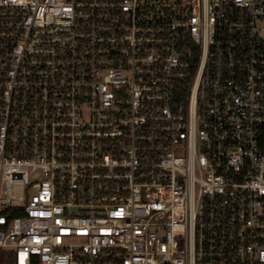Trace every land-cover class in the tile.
Instances as JSON below:
<instances>
[{"label":"built area","instance_id":"built-area-1","mask_svg":"<svg viewBox=\"0 0 264 264\" xmlns=\"http://www.w3.org/2000/svg\"><path fill=\"white\" fill-rule=\"evenodd\" d=\"M9 264H264V0H0Z\"/></svg>","mask_w":264,"mask_h":264},{"label":"rangeland","instance_id":"rangeland-1","mask_svg":"<svg viewBox=\"0 0 264 264\" xmlns=\"http://www.w3.org/2000/svg\"><path fill=\"white\" fill-rule=\"evenodd\" d=\"M0 260H1V264H9V257L7 250L0 249Z\"/></svg>","mask_w":264,"mask_h":264},{"label":"trees","instance_id":"trees-1","mask_svg":"<svg viewBox=\"0 0 264 264\" xmlns=\"http://www.w3.org/2000/svg\"><path fill=\"white\" fill-rule=\"evenodd\" d=\"M0 264H1V260H0Z\"/></svg>","mask_w":264,"mask_h":264}]
</instances>
